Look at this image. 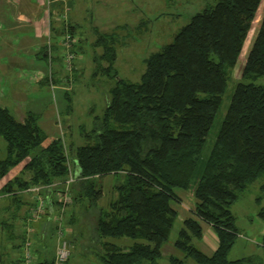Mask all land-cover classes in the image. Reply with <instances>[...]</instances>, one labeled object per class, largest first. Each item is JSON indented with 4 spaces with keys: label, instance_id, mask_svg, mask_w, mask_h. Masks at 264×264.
<instances>
[{
    "label": "trees",
    "instance_id": "1",
    "mask_svg": "<svg viewBox=\"0 0 264 264\" xmlns=\"http://www.w3.org/2000/svg\"><path fill=\"white\" fill-rule=\"evenodd\" d=\"M261 3L217 0L206 5L149 55L137 82L119 76L115 67L118 34L99 32L94 44L103 51L94 55L95 74L101 71L115 83L103 114L91 130H83L85 143L69 144L71 155L62 137L48 140L33 112L21 121L0 104V136L6 141L0 182L7 179L0 193L19 209L26 203L21 191L56 183L57 191L64 186L63 192L73 173L69 189L80 192L73 201L89 198V207H99L95 234L101 263L156 264L178 217L174 203L182 202L176 188L191 189L196 205L173 242L183 257L169 255L170 264H187L189 258L198 264H251V258L229 259V252L239 235L231 205L249 182L264 174V84L253 81L264 76ZM255 23L257 34L239 72L243 80L236 84L211 141L231 69ZM67 24L65 29L74 33L75 27ZM17 167L21 170L14 174ZM106 175L122 179L103 207L98 200ZM204 223L218 237L211 254L197 244ZM111 238L131 242L124 247ZM55 262L44 257L38 264ZM65 264L73 263L69 259Z\"/></svg>",
    "mask_w": 264,
    "mask_h": 264
},
{
    "label": "rangeland",
    "instance_id": "2",
    "mask_svg": "<svg viewBox=\"0 0 264 264\" xmlns=\"http://www.w3.org/2000/svg\"><path fill=\"white\" fill-rule=\"evenodd\" d=\"M50 1L52 0H0V104L7 107L21 121L33 112L38 117V123L48 134V140L62 137L70 155L69 144L72 142L77 146L85 143L82 132L91 130L96 117L103 114L110 98L109 88L115 83L114 79L101 71L95 74L94 55L103 51L102 47L94 44L97 34L111 31L118 34V58L115 67L119 76L137 82L145 71V60L149 55L170 42L194 13L208 4L217 2L129 0L128 3H115L113 0H103L96 3L90 0L88 3H76L70 11L68 0V3L64 0H56L53 3ZM98 6L104 9V13L103 10L96 13L94 9ZM260 11H264V0ZM96 14L97 19L93 17H96ZM72 15L74 21H79L81 28H73L74 33L71 34L65 27L68 26L67 23H71ZM115 20L117 24H123L125 27L114 30L117 26ZM63 23L65 32L61 33ZM51 24L55 30L51 31ZM257 29L255 23L249 30L237 64L231 69L228 88L209 137L211 141L225 115L236 84L243 80L239 72ZM67 54L74 55L70 65L67 63ZM101 65L106 66L107 62L103 60ZM253 81L264 84V76ZM5 155L6 141L0 136V158ZM20 170L21 167L16 168L17 172ZM121 179L119 175H106L102 178L103 195L98 200V206H107L116 195L115 185ZM6 180L5 178L0 182V192ZM58 187L60 192L64 186ZM263 187L264 174L249 182L231 205L239 230V235L229 252L231 260L251 258V264H264ZM176 192L183 201L174 203L178 217L169 241L163 246L164 255L156 264H170L168 256L171 254L183 257L173 242L184 218L192 215L191 209L195 207L197 199L191 189L176 188ZM74 196L70 195L68 201ZM88 202L90 203L89 198L85 199V202L84 199L77 202V219L72 215L73 219L67 220V211H62L61 203H57L54 212H50L48 204L43 206L40 217L34 221L28 220V213L32 211L30 206L23 205L17 209L9 195L3 196L0 193V264H25L24 245L28 240L31 241L35 253L33 264H38L39 259L45 257L43 254H48L49 258L55 254L56 258L58 245L63 239L60 232L56 231L59 219L65 233L68 232V227H73L66 237L71 248V254L66 261L70 259L73 264H102L96 254L100 248L95 234L94 214L97 209L89 207ZM35 237H43L41 239L46 240V247L42 246L43 250L36 248ZM111 240L124 247L131 242L127 238ZM205 252L212 253L207 250ZM186 263L198 264L192 258L187 259Z\"/></svg>",
    "mask_w": 264,
    "mask_h": 264
},
{
    "label": "crops",
    "instance_id": "3",
    "mask_svg": "<svg viewBox=\"0 0 264 264\" xmlns=\"http://www.w3.org/2000/svg\"><path fill=\"white\" fill-rule=\"evenodd\" d=\"M56 0H52V1H50V2H55ZM62 1V0H61ZM64 1H66V0H64ZM69 1V3H70V11H72L73 10V8H74V5L76 4V3H88V2H90V0H68ZM88 1V2H87ZM93 1H95L96 3H101V1H103V0H93ZM128 1L129 0H113V2H115V3H123V2H127L128 3ZM98 8H100V9H98ZM129 8H131V6H129ZM129 8H127V9H129ZM132 9V8H131ZM94 10H96V13H97V11H100V10H103V13H104V9H101V7L100 6H98V7H96ZM101 13V12H100ZM113 13H114V11H113ZM94 15V14H93ZM106 15H108V12H107V14ZM94 18H98V14H96V17L95 16H93ZM107 19H108V17L107 16H105ZM105 18V19H106ZM70 19H71V24L74 26V27H79V28H81L80 27V23H79V21H74V17H73V15H72V17L70 16ZM115 22H116V24H117V21L115 20ZM79 25V26H78ZM117 25H119V24H117ZM123 25V24H122ZM14 174H17V171L15 170L14 172H13ZM28 175L29 174H27L26 176L28 177ZM59 183V182H58ZM56 183L55 184H52V185H46V186H42V188H41V190H40V192H39V194H37V192H36V190H33L34 189V187L35 186H32V187H30L29 189H27V190H24V191H21V194L23 195V197H24V200H25V205L27 206V207H29L30 206V208H31V210H33V208H35L37 205H38V199H40V194H42L41 195V197L42 198H44L45 199V203H46V205L48 204V206H49V210H50V212H54L55 211V209H56V207H57V203H59L58 201H59V192L57 191V189H56ZM70 186V185H69ZM78 193H80V192H78V190L77 189H73L72 188V186H71V188L69 189V196L71 195H76V194H78ZM27 195H29V197L27 196ZM28 197V198H27ZM182 198V197H181ZM183 201V200H182ZM69 204H68V206H66L67 207V209L65 208V210L64 211H67L66 212V218H67V220L68 219H70V220H72L73 219V216L72 215H75L74 217H75V219H77V214H76V211H77V208H75V206L77 205V202H75V201H73V198L72 199H70L69 201ZM35 203H36V205H35ZM24 205V206H25ZM35 205V206H34ZM94 209H97V213L96 214H94V216H96L97 214H98V211H99V207H94ZM30 213H28V215H29V218H28V220H30L31 219V212L32 211H29ZM68 212L70 213V214H68ZM191 212H192V209H191ZM94 216L92 217V218H94ZM40 217V216H39ZM69 217V218H68ZM65 220V219H64ZM25 221H26V219H25ZM34 221H36V220H34ZM25 223H27V222H25ZM34 227H36V226H34ZM38 228L40 227V225H38L37 226ZM68 232L67 233H64V236L65 237H68V235L67 234H69V232L70 231H72L73 230V227H68ZM26 231V230H25ZM44 231V230H43ZM57 231V230H56ZM43 235V234H42ZM52 235H54V234H52ZM36 236H37V234H36ZM51 236V235H50ZM36 238V237H35ZM34 238V240H37V241H35V242H37L35 245H36V248L38 249V250H43V248L44 247H42L43 245L46 247V244H45V242H46V240H44V239H41V238H43V237H39V238H36L35 239ZM49 238H47V240H48ZM77 238H75V240H76ZM197 244H198V246L205 252L206 250L207 251H209V252H213L216 248H217V246H218V237H217V234H216V232L214 231V229L210 226V225H208V224H206V226H204V234H203V237H202V239L201 240H199L198 242H197ZM42 253H44V252H42ZM55 255V254H54ZM54 255H52L51 257H54ZM43 256H45V257H48V254L47 255H44L43 254Z\"/></svg>",
    "mask_w": 264,
    "mask_h": 264
},
{
    "label": "built area",
    "instance_id": "4",
    "mask_svg": "<svg viewBox=\"0 0 264 264\" xmlns=\"http://www.w3.org/2000/svg\"><path fill=\"white\" fill-rule=\"evenodd\" d=\"M68 37V36H67ZM67 43V42H66ZM74 58V55L72 54H67V63L70 65L72 59ZM75 180V176L73 175V173H71L70 177L68 178V180L66 181V189L64 190V192H59V201L63 204L62 206V211L65 209L67 202H68V197H69V185ZM42 186H35L33 190H36L37 194H39L40 190H41ZM61 204V205H62ZM43 206L46 207V203H45V199L42 197H40V199H38V205L33 208L32 212H31V220H37L39 218V214L42 213L43 210ZM59 224H58V228L57 231L60 232L61 237L63 239H61L58 248H57V252H56V262L55 264H61L64 263L68 257L71 254V248H70V244L69 241L66 239V237L64 236V226L61 223V219H59ZM24 257H25V264H33V259L35 258V253L32 249V245H31V241L28 240L25 242L24 245Z\"/></svg>",
    "mask_w": 264,
    "mask_h": 264
},
{
    "label": "bare ground",
    "instance_id": "5",
    "mask_svg": "<svg viewBox=\"0 0 264 264\" xmlns=\"http://www.w3.org/2000/svg\"><path fill=\"white\" fill-rule=\"evenodd\" d=\"M63 2V1H62ZM69 2V1H68ZM67 1H66V3H68ZM63 5V4H62ZM69 8V7H68ZM68 13H69V11H68ZM109 31V30H108ZM52 51V50H51Z\"/></svg>",
    "mask_w": 264,
    "mask_h": 264
}]
</instances>
